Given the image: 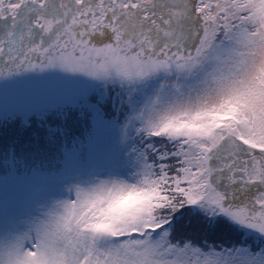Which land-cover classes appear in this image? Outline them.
Here are the masks:
<instances>
[{
    "label": "snow or ice",
    "instance_id": "snow-or-ice-1",
    "mask_svg": "<svg viewBox=\"0 0 264 264\" xmlns=\"http://www.w3.org/2000/svg\"><path fill=\"white\" fill-rule=\"evenodd\" d=\"M0 79L116 114L107 162L0 216V264H264V0H0ZM185 213L240 239L174 238Z\"/></svg>",
    "mask_w": 264,
    "mask_h": 264
},
{
    "label": "rangeland",
    "instance_id": "rangeland-1",
    "mask_svg": "<svg viewBox=\"0 0 264 264\" xmlns=\"http://www.w3.org/2000/svg\"><path fill=\"white\" fill-rule=\"evenodd\" d=\"M42 87L43 84L25 82L23 91L8 88L6 91L8 101L3 103V106L9 103L11 106L10 108H0V116L4 113L10 116L9 118L17 117L23 122H28V116L31 113L37 114L45 110H53L65 104L69 106L80 105L88 115L86 117L67 116L60 120H48L50 122L49 127L54 128L59 135L66 139V143L71 141V144L66 145L61 152L63 165L58 172L54 173V170L46 169L50 165H28L29 163H19L12 157L0 161V216H3L5 212L9 216L23 213L37 193L49 190L54 178H58L69 168L70 161L67 159L69 153L75 151L77 157L85 155L94 160L105 162L111 157L113 139L116 134L114 123L116 114L111 107V102L99 106L100 115L97 117L92 103H82L80 100L81 93L86 99L98 97L101 89L95 87L84 89L82 85H72L67 88L66 94L61 98L50 100V98L45 99L46 92L43 91ZM42 127L35 126L27 132L35 136L42 133ZM82 139L84 140L81 141ZM84 142L86 147L82 149ZM165 162L167 164L175 163L174 160ZM198 217L185 213L177 221V231L174 238L186 236L197 243L205 238L209 242L216 243H231L240 239L239 233L220 227H209L206 220L205 223H202Z\"/></svg>",
    "mask_w": 264,
    "mask_h": 264
},
{
    "label": "trees",
    "instance_id": "trees-1",
    "mask_svg": "<svg viewBox=\"0 0 264 264\" xmlns=\"http://www.w3.org/2000/svg\"><path fill=\"white\" fill-rule=\"evenodd\" d=\"M86 115L88 113L85 109L76 107L45 116L40 115L37 120L32 119L29 124L0 119V161L12 157L19 163H29L28 165L34 166L58 163L63 148L71 144V141L66 143V139L59 135L54 128L49 127L48 120H60L67 116L86 117ZM35 126H43V129L42 133L33 136L27 131ZM164 163L166 162L164 161ZM198 218L202 223H205V219Z\"/></svg>",
    "mask_w": 264,
    "mask_h": 264
},
{
    "label": "flooded vegetation",
    "instance_id": "flooded-vegetation-1",
    "mask_svg": "<svg viewBox=\"0 0 264 264\" xmlns=\"http://www.w3.org/2000/svg\"><path fill=\"white\" fill-rule=\"evenodd\" d=\"M2 82H3V80L0 79V83H2ZM23 83L24 82L18 83L16 85L10 86L9 88L12 89V90L14 89L15 91H19L21 86L23 85ZM42 88H43V91L47 93L46 86L43 85ZM5 100H8L7 97H6V92L3 91L2 89H0V104H3L5 102Z\"/></svg>",
    "mask_w": 264,
    "mask_h": 264
},
{
    "label": "water",
    "instance_id": "water-1",
    "mask_svg": "<svg viewBox=\"0 0 264 264\" xmlns=\"http://www.w3.org/2000/svg\"><path fill=\"white\" fill-rule=\"evenodd\" d=\"M48 90L50 94L54 97H60L65 92V88L64 89H53L51 87H48Z\"/></svg>",
    "mask_w": 264,
    "mask_h": 264
}]
</instances>
